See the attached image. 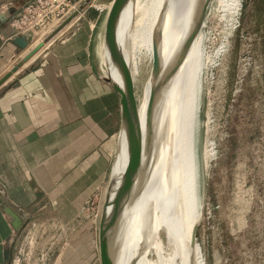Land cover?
Listing matches in <instances>:
<instances>
[{"label": "rangeland", "instance_id": "rangeland-1", "mask_svg": "<svg viewBox=\"0 0 264 264\" xmlns=\"http://www.w3.org/2000/svg\"><path fill=\"white\" fill-rule=\"evenodd\" d=\"M112 1L95 0V9H92L102 14L90 32L93 60L94 31L102 20L104 6ZM262 9L263 0H234L227 35L222 37L219 33L221 25L216 20H210L206 29L204 55L219 51V56L215 67L204 71L201 102L192 126L200 143L203 175V215L197 226L194 248L201 264H264ZM253 10L256 15L252 14ZM48 38L43 34L37 36L34 46L11 63L5 74ZM139 63L140 73L133 84L136 98L141 96L154 68L145 57ZM94 65L100 72L104 70L95 60ZM153 112L150 124L154 122L152 125L157 127V110ZM110 159L111 169L105 184L74 221L61 227L51 220L42 226L37 220L22 243L15 247L12 264H102L100 223L114 164V157Z\"/></svg>", "mask_w": 264, "mask_h": 264}, {"label": "crops", "instance_id": "crops-1", "mask_svg": "<svg viewBox=\"0 0 264 264\" xmlns=\"http://www.w3.org/2000/svg\"><path fill=\"white\" fill-rule=\"evenodd\" d=\"M30 1L0 0V78L26 52L9 22ZM101 16L91 9L69 24L0 90V264H12L37 220L74 221L108 178L122 109L90 52Z\"/></svg>", "mask_w": 264, "mask_h": 264}, {"label": "bare ground", "instance_id": "bare-ground-1", "mask_svg": "<svg viewBox=\"0 0 264 264\" xmlns=\"http://www.w3.org/2000/svg\"><path fill=\"white\" fill-rule=\"evenodd\" d=\"M223 1L134 0L123 16L120 41L130 83L136 84L142 57L154 68L137 98L141 158L123 207L119 264H201L193 235L203 215V175L200 143L192 126L204 71L214 68L219 56V51L204 55L208 23L216 20L223 37L234 11V0ZM113 8V1L104 6L92 39L94 60L104 69L103 77L109 70L107 40ZM179 60L180 68L161 89L156 108L152 107L157 110L155 127L153 121L150 124L152 95ZM128 153L126 141L118 137L114 177L124 172ZM100 224L102 232L103 217Z\"/></svg>", "mask_w": 264, "mask_h": 264}, {"label": "water", "instance_id": "water-1", "mask_svg": "<svg viewBox=\"0 0 264 264\" xmlns=\"http://www.w3.org/2000/svg\"><path fill=\"white\" fill-rule=\"evenodd\" d=\"M134 0H113L114 8L110 19L109 34L107 40V52L109 55L108 76L103 80L109 84L121 97L122 109V131L120 139L125 140L128 146V161L124 172L117 177L112 176L109 183V193L105 202L103 212V228L101 232V252L103 255L102 264H119V238L121 228V218L127 191L129 189L133 173L141 158V128L137 105V98L133 91V85L129 80V67L125 60L123 49L120 41V28L123 16L128 7ZM71 19H69L59 30L51 36H55L63 27H65ZM30 37H17L14 44L23 51H27L30 46ZM44 43L34 48L16 67L0 78V90L7 85L11 78L14 77L23 68L38 51ZM183 56V55H182ZM182 56L180 59H182ZM180 68V60L173 69L174 72ZM173 70L167 72L166 76L160 81L158 88L152 95L151 105H156L157 98L161 89L167 84ZM1 76V72H0ZM153 112V108L151 109ZM9 214L15 220L19 217L13 211ZM197 227L194 228V241L196 240ZM101 255V256H102ZM102 259V258H101Z\"/></svg>", "mask_w": 264, "mask_h": 264}, {"label": "built area", "instance_id": "built-area-1", "mask_svg": "<svg viewBox=\"0 0 264 264\" xmlns=\"http://www.w3.org/2000/svg\"><path fill=\"white\" fill-rule=\"evenodd\" d=\"M94 3L95 0H31L20 12L11 17L9 22L12 31L11 40L17 37H30L29 48H31L37 36L43 34L49 37L47 39L49 41L43 43H50L61 35L69 24L74 21L80 22L89 10L95 9ZM7 9L9 10V7ZM69 19L71 21L51 37Z\"/></svg>", "mask_w": 264, "mask_h": 264}]
</instances>
